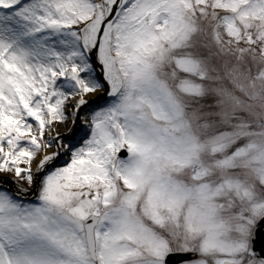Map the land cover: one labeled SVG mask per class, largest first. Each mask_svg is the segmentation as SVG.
<instances>
[{
	"label": "snow or ice",
	"instance_id": "6c2138e0",
	"mask_svg": "<svg viewBox=\"0 0 264 264\" xmlns=\"http://www.w3.org/2000/svg\"><path fill=\"white\" fill-rule=\"evenodd\" d=\"M0 264H264V0H0Z\"/></svg>",
	"mask_w": 264,
	"mask_h": 264
}]
</instances>
